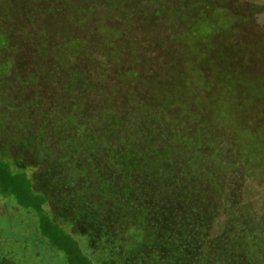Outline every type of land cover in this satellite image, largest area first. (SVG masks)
<instances>
[{"label":"trees","instance_id":"obj_1","mask_svg":"<svg viewBox=\"0 0 264 264\" xmlns=\"http://www.w3.org/2000/svg\"><path fill=\"white\" fill-rule=\"evenodd\" d=\"M170 1L94 0L92 8L80 5L63 15L59 0H0V96L9 102L7 87L16 80L24 88L30 83L31 91L29 103V87L22 89L20 98L21 107L27 105V119L19 120L16 134H8L9 139L3 137L0 143L18 149L20 162L33 169L27 192L32 212L42 217V226L65 227L66 233L55 240L70 250L68 264H98L102 255L106 262H123L125 251L128 262L264 264V218L255 222L248 217L251 212L241 207L229 212L225 225L214 226L221 212L220 198L207 199L196 179L201 177L204 186L218 189L212 177L208 180L206 165L191 155L213 152L216 156L222 147L218 141L225 144V138L205 141L198 132L191 140L184 139L182 148L180 138V143L175 136L169 138L170 130L176 132L172 119H178L169 106L165 113L162 104H168L165 101L175 89L167 90L163 83L147 80V71L139 72L144 59L137 44L153 36L133 34L128 43V17L132 29L143 12L139 30L151 24L161 31L147 10L154 20L164 13L171 19L176 10ZM60 7L65 9V4ZM20 15L26 23L20 22L24 20ZM123 21L127 33L115 27ZM5 112L3 107L0 113ZM154 117L163 136L156 129L139 143L137 137L151 132ZM29 145L33 149H25ZM182 149L195 150L189 151L185 166L167 156ZM63 152L66 158H60ZM46 165L63 173L51 172L47 178ZM39 169L43 182L35 178ZM62 197L64 214L59 217L49 209ZM44 256L28 254L35 260Z\"/></svg>","mask_w":264,"mask_h":264},{"label":"rangeland","instance_id":"obj_2","mask_svg":"<svg viewBox=\"0 0 264 264\" xmlns=\"http://www.w3.org/2000/svg\"><path fill=\"white\" fill-rule=\"evenodd\" d=\"M47 4L50 5L51 1ZM63 4L65 9L60 7ZM14 5L22 7L20 2H15ZM80 5L92 8L94 0H59L58 9L66 15L67 10L71 11ZM169 6L176 10V16L171 19L164 13L160 19L154 20L151 12L147 10L148 17H152L153 22L160 25L161 31L153 29L151 24L143 25L139 30L140 22L142 24L145 20L143 12H137L140 15L133 23L132 29L130 22L133 21L128 17L129 32L126 30L125 21L115 27L118 32H128V43L134 39L133 34L146 36L144 33H150L153 36L148 41L142 40L137 44L136 51L144 59L139 72L140 75H145L147 71V80H157L156 82L163 83L167 90L175 89L170 99L165 101L168 104L164 101L162 104L166 105L163 109L165 113L169 112V106L172 108L170 113L178 119L176 121L168 116L174 124L176 123V132L170 130L169 134L166 133L168 137L175 136L177 143H180L181 139L183 142L180 148L185 146L184 139L191 140L190 136L198 132L205 141L210 137L215 142L216 139L225 138V144L218 141L222 142V147L219 146L220 150L216 156L213 152L191 155V158L194 157L197 162L206 165L204 167L210 172L208 180L212 177V183L218 186V189L210 184L204 186L202 178L196 176L202 183V194L207 199L220 198L218 208L221 212L214 226L225 225L229 212H237L241 207L245 212L250 211L248 217L256 222L257 219L264 218V0H171ZM20 17L24 19H20V22L26 23V18L21 15ZM2 43L0 36V44ZM2 66L0 61V70ZM23 85L16 80V83L7 87L9 102L2 101L0 96V112L3 107L6 111L0 113V142L4 141L3 137L8 140V134H16L17 125L20 124L18 121H25L29 115L25 110L27 105L21 107ZM27 88L26 97L29 103L30 83ZM138 91L136 87L135 92ZM0 94H3L1 84ZM158 123L157 117L150 119L151 132L147 130L146 134L137 137L138 142L148 140L156 129L159 131V137L163 136ZM0 147V264H68L71 262L68 261L70 250H66L59 240H55L62 233H66L65 227L54 221V229L50 225L42 226V217L32 212L29 203L31 199L27 192L31 187L30 177L33 169L20 162V157H17L20 154L18 149L9 147L7 150L1 143ZM25 149L33 148L29 145ZM129 150L136 153L133 148ZM189 151L195 152L182 149L179 150L180 153L178 150L173 153L171 151L167 156H173L177 165L180 159L185 166ZM66 156L63 152L60 158ZM10 158L14 160L13 163ZM58 162L60 163L59 159ZM217 164L220 165L219 168L216 167ZM63 165L66 169V164ZM45 167L46 173L49 174L47 178L51 176V172L63 173L61 170H53L49 165ZM60 167L58 169H61ZM13 169L18 172L15 173ZM41 170H36L35 178L43 182V174L38 173ZM80 178L84 180L85 177L80 175ZM75 190L80 192L78 185ZM64 198L55 199L57 205L51 203L49 210L54 215L63 216L61 206ZM234 205L238 208H231ZM216 209L217 207H214V210ZM91 226H94L93 223ZM71 232L75 234V230ZM31 251L42 255L46 253V257L40 260L32 259L28 257ZM121 256L127 259L123 262H106L102 255L96 263L154 264L128 262V251ZM158 264L198 262L187 260Z\"/></svg>","mask_w":264,"mask_h":264}]
</instances>
